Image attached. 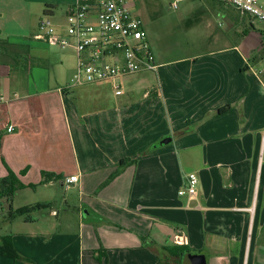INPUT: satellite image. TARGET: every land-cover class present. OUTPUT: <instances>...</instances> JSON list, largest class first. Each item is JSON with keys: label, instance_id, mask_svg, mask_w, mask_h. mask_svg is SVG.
<instances>
[{"label": "crops", "instance_id": "obj_1", "mask_svg": "<svg viewBox=\"0 0 264 264\" xmlns=\"http://www.w3.org/2000/svg\"><path fill=\"white\" fill-rule=\"evenodd\" d=\"M75 1L0 0V93L10 100L1 112L15 127L7 133L0 122V213L41 206L0 219V239L19 256L0 255V264H264L259 30L232 40L229 27L235 34L245 14L200 2L202 13L223 16L226 33H211L203 53L167 61L143 24L156 70L118 80L116 93L109 82L72 86L75 50L57 54L33 38L45 13L58 27ZM189 173L198 178L192 199L179 195ZM179 229L188 253L170 256Z\"/></svg>", "mask_w": 264, "mask_h": 264}, {"label": "built area", "instance_id": "obj_2", "mask_svg": "<svg viewBox=\"0 0 264 264\" xmlns=\"http://www.w3.org/2000/svg\"><path fill=\"white\" fill-rule=\"evenodd\" d=\"M221 1L264 25V0ZM176 4L177 1L172 3L174 9ZM64 26L66 30L60 32L45 13L33 38L49 47L75 50L77 65L70 80L72 86L109 82L119 93L118 80L156 70L143 22L132 13L130 0H76L65 11ZM9 103L0 93V122L7 133L13 132L15 127L8 112H1V107ZM78 180V175H74L66 177L62 184L69 188ZM197 185V176L187 174L179 195L192 199ZM172 243L187 244L182 230L175 232Z\"/></svg>", "mask_w": 264, "mask_h": 264}, {"label": "rangeland", "instance_id": "obj_3", "mask_svg": "<svg viewBox=\"0 0 264 264\" xmlns=\"http://www.w3.org/2000/svg\"><path fill=\"white\" fill-rule=\"evenodd\" d=\"M204 1L207 0H177V8L174 9L172 3L175 0H130V7L132 13L137 15L143 24L147 26L149 37L153 40L152 50L155 55L160 56L163 60L176 61L205 52V50H208L214 45L210 44L209 36L211 33H226L227 31V23L221 14L202 13L200 10V2ZM2 7H4V3H0V9ZM0 11H4V14L6 12L3 8ZM62 11L63 6L58 5L55 8L56 17H59ZM9 13L12 14L14 12L9 10ZM201 14L204 15L202 16ZM200 18H203L204 22L199 23ZM58 21L60 22L61 20L59 19ZM251 26H254L259 31H264L263 24L245 15L236 27L235 34H233L234 30L232 27H229L231 32L230 38L233 40L239 35L242 36L240 31L242 32L248 28L251 29ZM57 29L62 32L66 30L64 21L60 22ZM261 49L258 54L259 58L264 56V47ZM50 50L54 53L58 52L57 48L54 47H51ZM57 61L56 59H50L44 65V71L50 76L56 70ZM259 69L260 71L264 69V61L260 64ZM79 95H82L83 98L86 96L87 99L90 96L89 92L84 94L80 93ZM79 95H76V97ZM70 192L73 193L74 191ZM74 195H76L75 192ZM55 210L59 212L60 216L65 214V212L63 213L62 204H57ZM70 215L72 217L70 218L72 223L74 215ZM2 217H9V215L4 211V213H0V219ZM33 217L35 218L36 215Z\"/></svg>", "mask_w": 264, "mask_h": 264}, {"label": "trees", "instance_id": "obj_4", "mask_svg": "<svg viewBox=\"0 0 264 264\" xmlns=\"http://www.w3.org/2000/svg\"><path fill=\"white\" fill-rule=\"evenodd\" d=\"M48 8L49 7H47V11L49 10ZM258 32L261 35L262 40L264 41V31H258ZM40 207L41 206L37 205L34 207L23 208V209H18V210H13L12 207H10L9 216L11 218L26 216L31 211H33L37 208H40ZM167 252L170 256H181L183 253H188L186 251V247H183V246L182 247L176 246V250H169ZM0 255L3 257L11 258L13 260H15L19 257L18 254L16 253V251L13 249L11 241L7 237L0 239Z\"/></svg>", "mask_w": 264, "mask_h": 264}, {"label": "water", "instance_id": "obj_5", "mask_svg": "<svg viewBox=\"0 0 264 264\" xmlns=\"http://www.w3.org/2000/svg\"><path fill=\"white\" fill-rule=\"evenodd\" d=\"M165 143H167V140H164V141L161 142L160 144L163 145V144H165ZM191 264H203V263H202V260H201L200 258L194 257V258L192 259V263H191Z\"/></svg>", "mask_w": 264, "mask_h": 264}]
</instances>
